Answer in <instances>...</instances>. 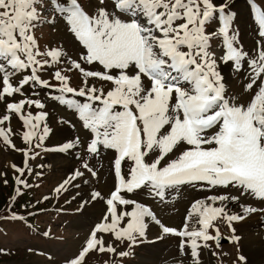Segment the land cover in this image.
<instances>
[{
  "label": "snow or ice",
  "instance_id": "obj_1",
  "mask_svg": "<svg viewBox=\"0 0 264 264\" xmlns=\"http://www.w3.org/2000/svg\"><path fill=\"white\" fill-rule=\"evenodd\" d=\"M111 5L98 0L95 11L89 13L81 0H0V100L23 96L25 86L54 90L59 94L52 98L74 109L92 134L87 152L99 155L103 148L115 153L114 190L107 198L98 191L91 195L93 201L104 200L106 212L85 246L67 264H84L91 251L115 253V247L106 246L101 234L127 241L131 248L145 237L146 218L163 233L184 238L181 250L190 246L194 264H199L198 249L208 247L209 241L219 243L216 220L225 219L231 228L232 222L245 219L229 214L225 206H216L238 197L213 195L194 201L185 224L177 230L164 226L150 207L122 193L147 189L163 201L168 190L181 186H233L264 200V10L252 4L262 40L257 41L256 55L250 57L232 28L229 0H111ZM58 19L84 51L79 60L69 58L67 68L51 73L57 82L53 84L40 73L61 64L65 53L60 48L41 51L34 30L44 23L54 26ZM213 23L217 30L210 31ZM214 38L222 39L221 62L231 63L237 72L247 65L250 74L244 90L252 93L248 101L227 95L225 78L210 50ZM81 62L98 64L103 71L86 70ZM72 70L83 77L79 88L72 87L65 74ZM90 79L108 87L90 84ZM71 97L84 98V102ZM26 106L45 107L41 100L31 98L6 103L0 125L10 121L11 114L17 115L28 129L24 142L32 145L37 139L34 147L39 148L49 133L46 124L41 131L47 113L33 115L25 111ZM10 131L0 127V137L15 148L7 134ZM72 147L68 143L59 151ZM17 150L30 158L31 148ZM124 163L129 165L126 174ZM83 168L93 177L97 175L87 163ZM16 171L23 176L25 169ZM80 176L83 172L76 171L55 191L66 190ZM17 183L25 184L19 177ZM127 206L131 209L126 210ZM243 211L255 213L258 209L248 206ZM193 220L199 227L189 230ZM232 239L238 241L239 237Z\"/></svg>",
  "mask_w": 264,
  "mask_h": 264
},
{
  "label": "rangeland",
  "instance_id": "obj_2",
  "mask_svg": "<svg viewBox=\"0 0 264 264\" xmlns=\"http://www.w3.org/2000/svg\"><path fill=\"white\" fill-rule=\"evenodd\" d=\"M254 1L261 10H264V0ZM105 2H108L106 5L111 8L110 1ZM81 3L89 13H93L97 7V4L89 6L86 0H81ZM229 4L234 21L232 28L237 31L239 43L250 57H254L257 41H261L262 38L258 35L251 0H229ZM44 26L46 27L37 26L34 30L39 49L47 51L60 48L65 53L61 58V64L46 68L40 73L43 79L55 84L57 82L52 79L51 73L57 68H67L69 58L79 60V55L84 50L67 31L62 20L59 19L54 26L49 24ZM217 27L218 25L213 23L209 30L215 31ZM210 50L215 53L218 70L225 78L227 95L234 96L240 102L246 98L248 101L252 93L244 90L250 74L247 65L245 64L242 71L237 72L231 63L221 62L219 57L224 54V49L220 38L212 39ZM81 64L86 70L103 71L102 66L98 64L86 65L83 62ZM65 74L70 76L72 87L82 86L83 77L77 70ZM89 83L97 87H108L93 79H90ZM58 94L54 90L39 86H25L23 96L18 94L0 100V117L6 114V103L27 98L41 100L45 105L43 109L26 106L25 111H30L33 115L40 111L47 113L45 120L41 121V131L45 124L49 128V133L41 146L36 148L34 145L39 142L37 139L33 140L32 145L24 142L23 134L28 129L17 115L11 114L10 121L0 125L11 130L7 134L11 143L15 145V148L6 145L0 137V264H67L79 254L94 226L101 221L106 212L104 200H91L92 193L98 191L107 198L114 190L115 153L103 148L99 155L87 152L86 146L92 134L83 127V122L74 109L52 98ZM71 98L84 102V98ZM68 143L74 147L67 151H59ZM29 148L30 158H26L23 151L17 150ZM84 163L97 173L95 177L83 168ZM128 167V163L122 165L125 174ZM16 168L25 169L23 176ZM76 171L83 172V176L72 180L65 186L66 190L57 193L55 189L64 180L70 179ZM18 177L25 182L23 186L27 185L23 196L16 194L17 188L23 190L21 188L23 186L16 183ZM122 194L125 198L150 207L164 226L177 230L182 229L185 224L194 201L206 200L213 195L238 197L236 200L217 202L216 206H225L229 214L244 215L245 219L232 222L231 228L225 219L216 220L214 224L220 230V243L209 241L208 247L199 248V264H251V258L245 252L244 245L256 239L259 243H253V247L257 249L255 264H264V211H259L264 209V200L256 202L258 199L243 193L242 189L233 186L210 189L207 186L186 185L168 190L163 201L154 197L147 189ZM248 206L255 207L258 211L244 213L243 208ZM130 209L131 206H127L126 210ZM18 215L24 218L17 220L15 217ZM255 218L258 220L257 225L251 224V221L248 223L250 219ZM146 224L145 237L139 239L131 248L127 241H117L111 234H101L106 246L112 245L116 252L91 251L86 255L84 264H194L190 246L186 245L183 251L180 248L181 240L184 238L163 233L161 227L151 218H146ZM198 227L194 220L189 221V230ZM209 231L215 235L214 229ZM233 236L239 237V240L234 241ZM120 252H129V255L121 257ZM241 257L243 259H240Z\"/></svg>",
  "mask_w": 264,
  "mask_h": 264
},
{
  "label": "bare ground",
  "instance_id": "obj_3",
  "mask_svg": "<svg viewBox=\"0 0 264 264\" xmlns=\"http://www.w3.org/2000/svg\"><path fill=\"white\" fill-rule=\"evenodd\" d=\"M245 99V98H244ZM247 99V98H246ZM246 99H245V101H246ZM244 101V100H243ZM243 101H241V102H243ZM244 101V102H245ZM256 199V198H255ZM252 200H254V199H252ZM256 202H260L259 201V199L256 201ZM256 202H254V203H256ZM256 205H258V204H256ZM261 205V204H260ZM251 221V222H250ZM257 221L258 220H256V218L255 219H250L249 221H248V223L250 222L251 224H255V225H257ZM250 224V225H251ZM256 241V242H255ZM255 241H251V242H248V243H246L245 245H244V248H245V252L249 255V257L251 258V264H255L256 262H257V260L255 261L254 259L256 258V252H257V249L256 248H254L253 246H254V244L253 243H255V244H258L259 242H257V241H259V240H255ZM253 256V257H252Z\"/></svg>",
  "mask_w": 264,
  "mask_h": 264
},
{
  "label": "crops",
  "instance_id": "obj_4",
  "mask_svg": "<svg viewBox=\"0 0 264 264\" xmlns=\"http://www.w3.org/2000/svg\"><path fill=\"white\" fill-rule=\"evenodd\" d=\"M86 3L89 4V6H91L92 4H97V2H94L93 0H86ZM59 22V19L57 20V23Z\"/></svg>",
  "mask_w": 264,
  "mask_h": 264
},
{
  "label": "trees",
  "instance_id": "obj_5",
  "mask_svg": "<svg viewBox=\"0 0 264 264\" xmlns=\"http://www.w3.org/2000/svg\"><path fill=\"white\" fill-rule=\"evenodd\" d=\"M20 196V195H19Z\"/></svg>",
  "mask_w": 264,
  "mask_h": 264
}]
</instances>
